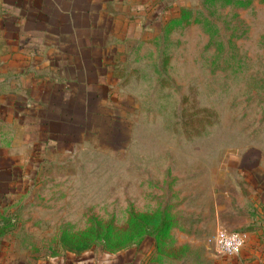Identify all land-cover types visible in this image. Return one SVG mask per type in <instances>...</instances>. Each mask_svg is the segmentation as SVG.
Returning <instances> with one entry per match:
<instances>
[{
	"label": "rangeland",
	"instance_id": "1",
	"mask_svg": "<svg viewBox=\"0 0 264 264\" xmlns=\"http://www.w3.org/2000/svg\"><path fill=\"white\" fill-rule=\"evenodd\" d=\"M30 1L0 0V264H264V0Z\"/></svg>",
	"mask_w": 264,
	"mask_h": 264
},
{
	"label": "built area",
	"instance_id": "2",
	"mask_svg": "<svg viewBox=\"0 0 264 264\" xmlns=\"http://www.w3.org/2000/svg\"><path fill=\"white\" fill-rule=\"evenodd\" d=\"M246 240V234L239 231L219 229L215 235V243L220 252L233 255L239 252Z\"/></svg>",
	"mask_w": 264,
	"mask_h": 264
},
{
	"label": "crops",
	"instance_id": "3",
	"mask_svg": "<svg viewBox=\"0 0 264 264\" xmlns=\"http://www.w3.org/2000/svg\"><path fill=\"white\" fill-rule=\"evenodd\" d=\"M24 1H28V2H25L26 3V5H27V3H28V5H29V7H26L24 10H29V11H31V9H30V4H31V1L30 0H24ZM51 1H53V0H51ZM62 2H63V8H64V6H65V10L63 11L66 15H67V19H68V22L71 24V25H73V22H74V19H73V13L74 12H79V11H83L82 9H80L79 7H75L73 4H74V1L75 2H79L78 0H61ZM84 1V3L86 4V5H88V7L89 6H91V7H95V6H98V5H100V6H105L106 5V3H111L113 0H83ZM115 1V0H114ZM49 3L50 4H54L55 5V7H56V10L59 8V4L57 3V0H54L53 2H47V3H42V4H44V5H46V6H44V8H43V10H48V6H49ZM12 4V3H11ZM58 7V8H57ZM89 9V8H88ZM87 9V10H88ZM38 12H41L40 10H38ZM48 12V11H47ZM69 16V17H68ZM45 17V18H44ZM44 19L45 20H47L48 19V15H45L44 14ZM31 18V17H30ZM38 18H40V16L38 17ZM35 20H39V19H35ZM56 71L55 70H52V72H50V76H51V80H54V78H52V77H54V75L56 74L55 73ZM56 78V77H55Z\"/></svg>",
	"mask_w": 264,
	"mask_h": 264
},
{
	"label": "trees",
	"instance_id": "4",
	"mask_svg": "<svg viewBox=\"0 0 264 264\" xmlns=\"http://www.w3.org/2000/svg\"><path fill=\"white\" fill-rule=\"evenodd\" d=\"M170 227L169 219L166 218L162 213L159 214L157 217L151 219V222H142L140 223V231L141 234L137 235L136 238L141 240L143 235L151 234L155 240H160L164 237L165 233L167 232L168 228ZM132 243V241H131ZM135 243V242H134ZM129 243H127L128 245ZM120 247H117V249Z\"/></svg>",
	"mask_w": 264,
	"mask_h": 264
}]
</instances>
